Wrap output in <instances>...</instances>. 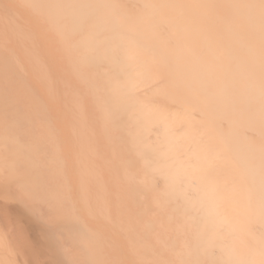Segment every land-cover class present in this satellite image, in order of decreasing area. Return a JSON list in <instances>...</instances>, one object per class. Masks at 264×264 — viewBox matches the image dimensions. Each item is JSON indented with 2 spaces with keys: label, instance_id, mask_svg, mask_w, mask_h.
<instances>
[{
  "label": "bare ground",
  "instance_id": "bare-ground-1",
  "mask_svg": "<svg viewBox=\"0 0 264 264\" xmlns=\"http://www.w3.org/2000/svg\"><path fill=\"white\" fill-rule=\"evenodd\" d=\"M217 2L0 0V193L45 224L0 264H264V0Z\"/></svg>",
  "mask_w": 264,
  "mask_h": 264
},
{
  "label": "rangeland",
  "instance_id": "rangeland-1",
  "mask_svg": "<svg viewBox=\"0 0 264 264\" xmlns=\"http://www.w3.org/2000/svg\"><path fill=\"white\" fill-rule=\"evenodd\" d=\"M16 2H17V0H16ZM221 2H222V0H218L217 5L220 6ZM14 5H16V4H14ZM37 24H38L39 28H42L44 26V22L41 21V20H38ZM134 27H136V24L134 25ZM139 41L142 42V43H147L146 40H144V39H139ZM4 44H5V48H7L8 50H10V48H12L13 46H17V49L19 47V44L16 42V40H14L12 38L9 39L8 41H6ZM120 46H121V44L118 43L117 47H116V49L118 51L121 48ZM19 53L24 58V55H23L22 51H19ZM159 56L163 57V55H159ZM167 62H169L168 58L165 59V63H167ZM31 75H32L31 79L36 84L37 90L39 91V93L41 95H43V93L45 92L44 87L33 76L32 73H31ZM29 78H30V76H29ZM183 104H186V106L192 107L194 103L192 101H190L189 99L184 98L183 99ZM59 106H60V104H59ZM213 122H215V121H213ZM213 122L211 121L210 125ZM155 128H156L155 130L158 133H162L163 132V129H162L161 125H159V122L156 124ZM216 128L219 130L218 126H215L214 128H212L213 130L211 131V136H213L212 137L213 138L212 139L213 142L216 145H220L222 147H225L227 151L232 153L230 147H228V145L225 144V141H224L225 140V135L223 136V133L220 130L218 131ZM151 136L154 137L153 134H150V136L147 138L149 140L148 144L149 143L152 144L154 142V144L157 145L158 142L154 141L151 138ZM155 148H156V152H158L160 154V151L158 150V148L157 147H155ZM5 160H6V158L2 157L1 162L2 161L5 162ZM240 168H241V174H243V169L245 168L244 165H242ZM100 169H101L102 172L105 171V169L102 166L100 167ZM19 172H16L17 175L14 174L15 180L21 179V182H22L21 184H23L24 186H27V183H28V180H29L28 174H26L23 171L21 172V170ZM5 175L8 176L7 173H2V177H1L2 181L1 182L3 183V185L8 182V181L3 182V180H6L5 179ZM249 182H250L249 179H247L245 183L249 184ZM8 186L9 185H6L5 187L8 188ZM93 186H94L93 184H90L91 189L93 188ZM76 199L79 201L78 204L81 205L82 202L80 200V197L78 196ZM81 209L85 210L83 207H81ZM261 212H262V215H264L263 214L264 213V207L260 209V213ZM86 219H87V222L89 224L94 225V226H100L101 229L105 230L106 232L110 231V228L113 227V224L111 222L107 221L106 219H104L101 215L90 216V215L86 214ZM30 223L34 224V225L38 224L40 227L45 225L44 223L38 222L37 219L34 216L30 215L28 213V211H26V209L24 207L18 205V201H17L16 195L14 193H12L11 191H8V192H4V191L2 192L1 191V193H0V226H6L8 228V232L10 233L9 237H11V240H16L17 241V239L22 240L23 238L24 239L28 238V232L26 231V229H27V227H28V225ZM255 223L250 224V226H252V227L254 226L256 228V230H257L259 228L258 227L259 225L260 226L264 225V219L261 218L260 221H257ZM64 225H65L64 221H56L55 223H53V224H51L49 226H47V224H46V229H49V230L50 229H55L56 226H61L62 227ZM258 230H260V229H258ZM116 235L122 240V236L119 234V231H118V233L116 231ZM19 237H21L22 239H20ZM258 240H259L258 241V248L261 251H264V234L261 237V239L259 238ZM210 241L214 242L216 244V242L218 241V235L213 237V238H211ZM119 243H120L121 249H123L125 252L128 253L129 252V248H128L127 243L123 242V241H121ZM250 250H251L250 247H247L245 249L244 253H245V257L246 258H249ZM47 253H48V255L52 254L49 251ZM46 262H47V260H46ZM131 264H139V263H138V261L134 260V262H132Z\"/></svg>",
  "mask_w": 264,
  "mask_h": 264
}]
</instances>
